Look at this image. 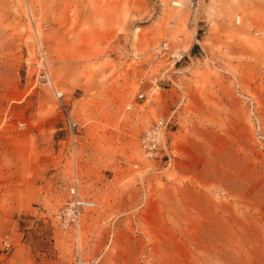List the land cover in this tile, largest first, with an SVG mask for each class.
Returning <instances> with one entry per match:
<instances>
[{
	"label": "rangeland",
	"instance_id": "1",
	"mask_svg": "<svg viewBox=\"0 0 264 264\" xmlns=\"http://www.w3.org/2000/svg\"><path fill=\"white\" fill-rule=\"evenodd\" d=\"M79 258L264 264V0H0V264Z\"/></svg>",
	"mask_w": 264,
	"mask_h": 264
},
{
	"label": "built area",
	"instance_id": "2",
	"mask_svg": "<svg viewBox=\"0 0 264 264\" xmlns=\"http://www.w3.org/2000/svg\"><path fill=\"white\" fill-rule=\"evenodd\" d=\"M163 53L169 51L167 43L162 45ZM46 51L41 47V79L42 82L46 85H52L51 74L49 72V66L47 62ZM182 58V57H181ZM56 98L58 100L62 99L63 94L59 91H55ZM172 117L162 118L157 123H155L151 129L145 132L140 141L141 146L144 149L145 153L149 156H154L162 149L163 137L171 124ZM73 126L76 127L77 124L73 123ZM96 204L92 200L82 198L76 187H73L70 190V199L67 201L65 206L61 209L59 213V218L66 227H72L76 230L81 229L82 218L86 210H91L95 208ZM5 248L8 251L10 248V243L5 242ZM76 264H95L94 261H86L81 258L77 260Z\"/></svg>",
	"mask_w": 264,
	"mask_h": 264
},
{
	"label": "bare ground",
	"instance_id": "3",
	"mask_svg": "<svg viewBox=\"0 0 264 264\" xmlns=\"http://www.w3.org/2000/svg\"><path fill=\"white\" fill-rule=\"evenodd\" d=\"M175 5H180V3H177V2H176ZM163 139H164V137H163Z\"/></svg>",
	"mask_w": 264,
	"mask_h": 264
}]
</instances>
